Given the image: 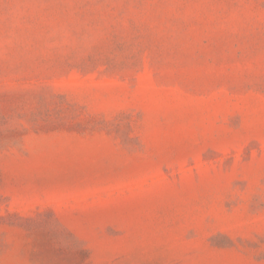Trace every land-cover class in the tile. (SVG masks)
Segmentation results:
<instances>
[{
	"label": "rangeland",
	"instance_id": "374dc122",
	"mask_svg": "<svg viewBox=\"0 0 264 264\" xmlns=\"http://www.w3.org/2000/svg\"><path fill=\"white\" fill-rule=\"evenodd\" d=\"M0 264H264V0H0Z\"/></svg>",
	"mask_w": 264,
	"mask_h": 264
}]
</instances>
